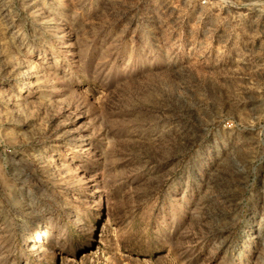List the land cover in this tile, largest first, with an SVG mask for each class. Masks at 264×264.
I'll return each mask as SVG.
<instances>
[{
  "label": "rangeland",
  "instance_id": "1",
  "mask_svg": "<svg viewBox=\"0 0 264 264\" xmlns=\"http://www.w3.org/2000/svg\"><path fill=\"white\" fill-rule=\"evenodd\" d=\"M0 264H264V5L0 0Z\"/></svg>",
  "mask_w": 264,
  "mask_h": 264
},
{
  "label": "built area",
  "instance_id": "2",
  "mask_svg": "<svg viewBox=\"0 0 264 264\" xmlns=\"http://www.w3.org/2000/svg\"><path fill=\"white\" fill-rule=\"evenodd\" d=\"M209 1L212 2L214 7L220 8L223 6L227 11H235L236 9H242L247 6H252L255 9H259L260 6L264 5V0H254L251 3H243L242 0H201L203 4L208 3Z\"/></svg>",
  "mask_w": 264,
  "mask_h": 264
}]
</instances>
